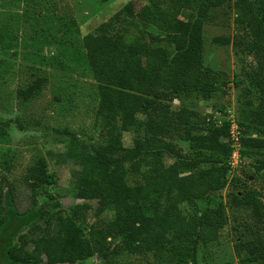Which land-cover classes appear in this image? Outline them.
I'll list each match as a JSON object with an SVG mask.
<instances>
[{"label": "trees", "instance_id": "obj_1", "mask_svg": "<svg viewBox=\"0 0 264 264\" xmlns=\"http://www.w3.org/2000/svg\"><path fill=\"white\" fill-rule=\"evenodd\" d=\"M236 3L237 24L253 40L238 39L233 45L256 56L249 84L260 100L255 107L248 105L241 121L235 119L237 168L251 158L256 176L264 181V6H257L258 0ZM218 4L168 0L172 12L147 17L128 3L98 26L85 50L97 83L96 121L104 142L77 150L80 170L74 173L73 184L77 199L95 200L94 215L107 212L111 220L87 236L88 203L75 204L62 216L55 204L18 211L11 196L3 195L0 264H77L95 254L106 258L105 241L114 237L128 254L147 250L168 264H184L193 260L198 243L217 239L218 222L195 210L184 215L179 205L196 204L223 186L232 152L229 123L215 124L186 107L172 111L170 103L195 97L208 100L216 90L201 72V28L208 9ZM129 28L137 30L134 43L124 38ZM131 51L142 53V63L127 58ZM40 82L18 89L17 95L29 100ZM123 133L131 135L128 147L122 144ZM166 159L173 162L165 165ZM39 164L43 177L44 163ZM262 196L255 191L234 195L233 205L250 209L259 225L264 223ZM31 199L34 203V194ZM51 221V234L31 239L32 250L22 252V245L15 243L19 233Z\"/></svg>", "mask_w": 264, "mask_h": 264}, {"label": "rangeland", "instance_id": "obj_2", "mask_svg": "<svg viewBox=\"0 0 264 264\" xmlns=\"http://www.w3.org/2000/svg\"><path fill=\"white\" fill-rule=\"evenodd\" d=\"M211 1L219 4L208 9L202 24L201 72L216 90L208 100L173 101L170 110L186 107L215 124L226 120L230 125L232 119L238 130L235 119L241 121L248 105L255 107L260 100L249 84L256 56L234 45L238 39L244 43L253 39L237 24L240 7L236 0ZM128 3L147 17L172 12L168 0H0V199L11 196L18 211L55 204L62 216L73 205L88 203L87 236L107 225L111 215L95 216L96 201L77 199L73 184L74 173L80 170L75 163L77 150L104 142L96 121L98 88L85 43L100 24ZM257 6H264V0H258ZM124 38L134 43L137 30L129 28ZM126 56L142 63L141 52ZM36 80L41 81L36 94L22 100L17 90ZM121 140L128 147L130 133H123ZM39 161L44 163L43 177L38 173ZM172 162L166 159L164 163ZM252 162L245 158L241 166L230 169L223 186L196 204L179 205L184 215L195 210L220 224L217 239L198 243L193 260L184 264H264V223L255 225L250 209L234 206L232 200L234 195L243 197L254 191L264 195V181L256 176ZM260 201L264 205V196ZM51 232L52 221L39 222L22 230L15 243L22 245V252H30L31 239ZM105 247L106 258L95 254L77 264H168L151 251L126 253L118 237L107 239Z\"/></svg>", "mask_w": 264, "mask_h": 264}, {"label": "built area", "instance_id": "obj_3", "mask_svg": "<svg viewBox=\"0 0 264 264\" xmlns=\"http://www.w3.org/2000/svg\"><path fill=\"white\" fill-rule=\"evenodd\" d=\"M229 125V134L231 140L232 152L229 156L228 165L230 169L236 168L240 163V155L238 153L239 144H238V133L234 121L231 119Z\"/></svg>", "mask_w": 264, "mask_h": 264}]
</instances>
